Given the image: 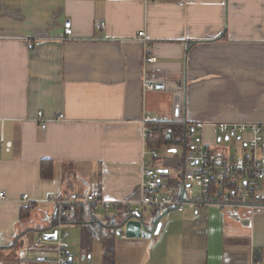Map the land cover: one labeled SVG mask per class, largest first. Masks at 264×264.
<instances>
[{"label": "crops", "instance_id": "0c3cea01", "mask_svg": "<svg viewBox=\"0 0 264 264\" xmlns=\"http://www.w3.org/2000/svg\"><path fill=\"white\" fill-rule=\"evenodd\" d=\"M139 31L155 57L147 65ZM143 114L186 130L206 122L212 153L243 155L248 133L235 135L239 154L220 153L218 142L229 138L211 124H264V0H0V264L53 260L54 239L43 237L57 229L49 196L94 191L116 204L73 203L64 213L86 211L87 220L63 222L74 264H251L252 252L264 264V212L245 208L188 206L150 238L116 234L126 213H156L125 203L139 198ZM176 142L167 155H145L169 195L185 167ZM261 191L264 199V180ZM23 193L30 208L19 203Z\"/></svg>", "mask_w": 264, "mask_h": 264}, {"label": "built area", "instance_id": "2783aa9c", "mask_svg": "<svg viewBox=\"0 0 264 264\" xmlns=\"http://www.w3.org/2000/svg\"><path fill=\"white\" fill-rule=\"evenodd\" d=\"M98 25L103 26L104 23L100 22ZM71 35V28L66 27L64 37ZM137 40L143 44V65L154 62L155 57L148 51L149 46L144 31L137 33ZM27 47L31 48L32 42H28ZM144 86L151 88L153 85L145 83ZM58 118H63V115L59 114ZM36 119L40 123V128L44 129L46 121L42 111H37ZM152 120L148 114H143L140 119L143 160L139 177V198L125 203L153 207L158 214L164 209L183 211L188 206L193 211L216 207L228 208L232 211L245 208L251 213L264 212V199L261 191L264 180V124L239 121H220L211 124L224 138L249 134V138L243 143L244 154L238 158L223 161L209 150L205 142L203 130L207 123L203 121L190 123L185 133V167L182 181L174 194L169 195L162 192V183L158 177L159 170L145 158V155L151 159L158 157L155 148L146 149V141L153 137V130L149 127ZM162 132L167 133V130L163 129ZM1 139H3L2 136ZM11 145V141H4L5 151H9ZM4 199H6V194L0 191V201ZM49 201L57 207V234L53 240L56 245V256L53 260L43 257L42 261L45 264H74L70 243L67 240L69 233L62 221L64 213L73 203L102 205L107 208L116 202L102 199L97 191L90 192L80 199L70 195L60 198L50 195ZM19 203L24 209L32 205L27 193L20 196ZM43 240L42 236L38 238V242ZM250 261L251 264H262L259 255L255 252L251 253ZM82 264H91V262Z\"/></svg>", "mask_w": 264, "mask_h": 264}, {"label": "water", "instance_id": "95a60500", "mask_svg": "<svg viewBox=\"0 0 264 264\" xmlns=\"http://www.w3.org/2000/svg\"><path fill=\"white\" fill-rule=\"evenodd\" d=\"M160 87V86H159ZM173 209H164L162 213H152L150 216L144 217L138 210H132L121 217L117 224L116 234L124 233L126 237L131 238H150L151 235H157L162 226V219L168 215ZM57 231L52 233H44L46 239H55Z\"/></svg>", "mask_w": 264, "mask_h": 264}, {"label": "trees", "instance_id": "16d2710c", "mask_svg": "<svg viewBox=\"0 0 264 264\" xmlns=\"http://www.w3.org/2000/svg\"><path fill=\"white\" fill-rule=\"evenodd\" d=\"M151 129L153 130V137L150 139L149 144L152 146V148H160L166 144L169 143H181L183 146H185L186 139H185V133H186V127L185 125H181L177 122H162V123H152L149 124ZM167 128V133H163L162 129ZM41 174L43 176H46L48 172L45 171V168L43 167L41 170ZM74 208V207H73ZM72 208V209H73ZM69 213V212H68ZM70 214V213H69ZM65 215L62 219L63 222H78L79 220L86 219V211L85 209L81 207H76L74 215L71 219ZM87 220V219H86ZM100 224L104 225L105 222H100ZM98 225V227L100 226ZM108 253V252H107ZM108 261L111 260V258H106Z\"/></svg>", "mask_w": 264, "mask_h": 264}, {"label": "rangeland", "instance_id": "374dc122", "mask_svg": "<svg viewBox=\"0 0 264 264\" xmlns=\"http://www.w3.org/2000/svg\"><path fill=\"white\" fill-rule=\"evenodd\" d=\"M236 136H230L228 140H224L223 141H220L218 142L219 144V147H218V152H222V149L227 151V152H230V153H237L239 154V150L236 146ZM173 149L177 150L176 153L178 155H181L182 153V148L180 146H172ZM168 147L166 145L162 146L159 148V150L161 151V155H167L168 154V151H167ZM217 152V153H218ZM218 153V154H220ZM151 209V211L153 210L151 207H148ZM69 232V231H68ZM67 240L69 241V237L67 238Z\"/></svg>", "mask_w": 264, "mask_h": 264}]
</instances>
